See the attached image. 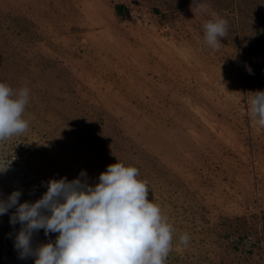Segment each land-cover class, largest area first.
Wrapping results in <instances>:
<instances>
[{"label":"rangeland","instance_id":"obj_1","mask_svg":"<svg viewBox=\"0 0 264 264\" xmlns=\"http://www.w3.org/2000/svg\"><path fill=\"white\" fill-rule=\"evenodd\" d=\"M213 12L228 21L217 50L203 38ZM0 82L30 90L29 130L0 142V199L94 185L122 162L173 226L166 264H264V126L250 112L264 0H0ZM14 212L0 215V264H34ZM57 235L40 229L32 247Z\"/></svg>","mask_w":264,"mask_h":264},{"label":"clouds","instance_id":"obj_2","mask_svg":"<svg viewBox=\"0 0 264 264\" xmlns=\"http://www.w3.org/2000/svg\"><path fill=\"white\" fill-rule=\"evenodd\" d=\"M198 11L207 13L208 6L200 4ZM211 17L203 24V38L217 50L227 35L228 21L214 12ZM29 91L0 82V142L29 130L24 118ZM250 112L264 126V91L252 93ZM8 164L0 160V172ZM79 175L86 174L81 171ZM138 177L137 167L116 161L99 174L94 185L79 178L50 179L46 191L34 202H19L20 190L0 199V215L15 208L10 224L19 223L21 228L14 247L21 259L35 256L34 264H166L173 226L161 206L149 199L148 181ZM40 229L45 236L58 235L54 243L33 248V234ZM179 242L187 246L189 234L181 233Z\"/></svg>","mask_w":264,"mask_h":264}]
</instances>
